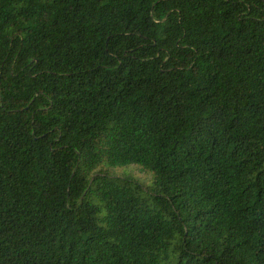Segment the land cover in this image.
<instances>
[{
  "label": "trees",
  "instance_id": "1",
  "mask_svg": "<svg viewBox=\"0 0 264 264\" xmlns=\"http://www.w3.org/2000/svg\"><path fill=\"white\" fill-rule=\"evenodd\" d=\"M0 264H264V0H0Z\"/></svg>",
  "mask_w": 264,
  "mask_h": 264
},
{
  "label": "rangeland",
  "instance_id": "2",
  "mask_svg": "<svg viewBox=\"0 0 264 264\" xmlns=\"http://www.w3.org/2000/svg\"><path fill=\"white\" fill-rule=\"evenodd\" d=\"M111 175L116 177L131 176L142 185H147L151 179L150 175L138 167L108 168Z\"/></svg>",
  "mask_w": 264,
  "mask_h": 264
}]
</instances>
